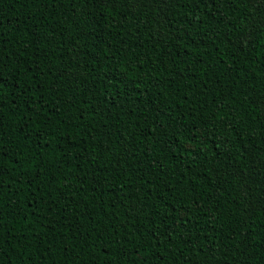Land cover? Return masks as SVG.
I'll use <instances>...</instances> for the list:
<instances>
[{"label": "trees", "instance_id": "obj_1", "mask_svg": "<svg viewBox=\"0 0 264 264\" xmlns=\"http://www.w3.org/2000/svg\"><path fill=\"white\" fill-rule=\"evenodd\" d=\"M0 264H264V0H0Z\"/></svg>", "mask_w": 264, "mask_h": 264}]
</instances>
